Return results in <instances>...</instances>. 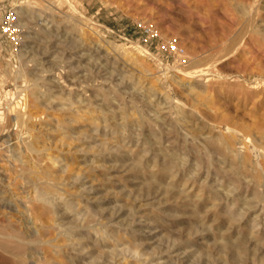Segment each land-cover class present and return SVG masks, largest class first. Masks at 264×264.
I'll return each instance as SVG.
<instances>
[{
	"label": "rangeland",
	"instance_id": "374dc122",
	"mask_svg": "<svg viewBox=\"0 0 264 264\" xmlns=\"http://www.w3.org/2000/svg\"><path fill=\"white\" fill-rule=\"evenodd\" d=\"M70 3L73 7L65 0H0V111L5 112L22 103L24 96L28 97L30 113L36 117L31 122L36 129L34 135L43 146L28 168L39 166L53 176H62L63 185L67 186L59 187L62 189L59 193L65 192L63 198L56 200L53 197L59 196L47 195L44 199L60 205L61 213L71 211L64 219L66 227L60 225L61 214L56 216L57 223L46 221L50 226L46 228L45 242L31 245L27 255L24 252L18 256L20 260L17 257L15 260L26 263L28 258L26 264L39 261L47 264L46 257L55 256L64 264H100L105 256L113 261L116 254L126 253L131 264L139 261L169 264L177 259V253H170L167 247L176 242L180 244V252L190 254L184 262L205 257L203 264H254L251 259L254 252L244 255V259L233 260L220 250L225 242L220 236L228 227H221V222L230 220V214L234 215L237 209L227 212L222 209L224 196L217 199L215 196L235 181L238 197H250L256 202L259 200L256 197L264 198V0H70ZM169 42L175 46L172 51L163 48ZM137 46L149 52L145 62L138 59ZM127 49L132 52L130 55ZM192 63L202 74L187 79L184 71ZM75 117L82 121L75 122ZM92 117L99 120L95 122ZM109 118L112 126L107 127ZM113 121L129 123L125 132L119 134L122 140L118 134L109 136L116 131ZM232 132L236 136L233 153L220 151L219 140L231 137ZM20 134L17 126L0 134V203L10 204L18 217H25L17 209L23 196L28 195L23 191L24 180L17 178L22 192L9 187L10 178H16L14 173H22V165L16 159L21 158L18 149L24 148L23 139L25 143L33 140L29 133L23 137ZM129 136L135 139V144L129 143ZM246 136L249 147L242 144ZM156 138L161 143L156 145ZM145 141L146 152L140 147ZM123 143L134 150L135 156H145L143 163L151 160L149 166L133 168L128 161V165L121 167L122 161L112 162V155L126 160L131 156L124 151L118 153L116 144ZM160 146L169 151L173 148L189 158L186 167L180 165L179 159L174 160L177 167L170 168L172 173L178 169L181 179L164 175L166 170L160 168V162L155 164V159L159 161L155 156ZM11 155L16 157L10 158ZM50 155L59 156L63 163H53ZM236 155L250 157L246 175L224 163L228 159L234 163L232 156ZM191 163L197 166L194 168ZM68 167L72 172H67ZM196 170L199 173L187 181ZM254 170L256 173H252ZM152 172L162 173L163 180H155ZM208 172L212 175L205 180ZM250 178L251 184L245 181ZM222 181L225 184H220ZM198 192L199 196L204 193L206 199L200 201ZM210 192L215 199L208 198ZM192 200L202 205L200 220L196 218ZM262 204L255 213L264 218ZM4 208L0 207V215L10 218L9 208ZM252 211L247 219L255 216ZM116 212L119 217L113 216ZM217 213L221 219L213 222ZM87 217L93 221L90 228L85 225ZM72 221L74 224L70 225ZM29 223L28 235H39L40 228L33 220ZM246 228L250 238L253 230L251 226ZM101 234L107 240L100 238ZM70 237L77 241L71 244ZM161 240L166 244L159 246ZM81 246H85V252L78 251ZM159 248L164 249L163 254H159ZM138 251L146 255L137 258ZM258 256L262 255L257 254L255 264H262ZM12 257L0 249V264H13ZM117 264H124V260Z\"/></svg>",
	"mask_w": 264,
	"mask_h": 264
},
{
	"label": "bare ground",
	"instance_id": "6f19581e",
	"mask_svg": "<svg viewBox=\"0 0 264 264\" xmlns=\"http://www.w3.org/2000/svg\"><path fill=\"white\" fill-rule=\"evenodd\" d=\"M32 1V0H31ZM66 2H68V4H71L70 3V0H65ZM35 3V2H34ZM43 3V2H42ZM53 3V2H52ZM20 4V3H19ZM24 6V5H23ZM34 6V5H33ZM71 6L73 7V5L71 4ZM22 7V6H21ZM20 7V8H21ZM38 8H39V5L37 6ZM20 8H18V9H20ZM23 8H21V10H22ZM42 9V8H41ZM20 10V11H21ZM37 10V9H36ZM35 10V11H36ZM26 11V10H25ZM34 11V12H35ZM22 12H23V10H22ZM26 12H28V11H26ZM25 12V13H26ZM31 13H33L32 11H30ZM30 12H28V14H30ZM24 13V14H25ZM18 14H19V12H18ZM24 14H22V15H24ZM20 15V14H19ZM30 17V16H29ZM28 19V18H27ZM34 19V18H33ZM26 21V20H25ZM29 21V20H28ZM34 21V20H33ZM32 22V21H31ZM19 23V22H18ZM24 24V23H23ZM18 26V25H17ZM23 26V25H22ZM19 27V26H18ZM138 45V44H137ZM137 48V50H138V53H139V55H138V59L141 61V60H143L144 62H145V59L147 58V56H149V52L148 51H146L143 47H140V46H137L136 47ZM125 51V50H124ZM127 55H130L132 52L131 51H129L128 49H127ZM136 54V53H135ZM135 56V55H134ZM129 57V56H128ZM129 59H131L130 57H129ZM134 59V58H133ZM137 59V60H138ZM132 60V59H131ZM130 60V61H131ZM135 61V60H134ZM139 62V61H138ZM137 62V64H139ZM176 68V67H175ZM174 68V69H175ZM190 69H194V70H190ZM188 70H190V71H188ZM177 71H179V70H177ZM201 69H199L198 68V66L197 65H195V63H192L191 65H189L188 66V68L186 69V71H184L185 73H184V75L186 76V78L188 79H191V78H197L198 76H200L202 73H201ZM24 74V73H23ZM17 79V78H16ZM181 80H183V79H181ZM184 81H186V79H184ZM193 88V87H192ZM194 89H195V87H194ZM195 92V91H194ZM27 95V94H26ZM196 95L198 96L199 94L198 93H196ZM28 96V95H27ZM199 97V96H198ZM27 98L28 97H26V96H24V98H23V100L21 101L22 103H20V102H18V103H16L15 105H13V106H10V108L7 110V111H5V112H2V111H0V134L1 133H4L7 129H10L11 127H16L17 126V128L20 130V132H21V137H23L26 133H29L30 135V137H32L33 138V140L30 142V143H25V139H23V143H24V150L23 149H21V148H19L18 150H20V152H21V158H19V159H16L17 161H19L20 163H21V165H22V167H21V165L19 166V167H21V169L20 168H18V169H20V170H22L21 172L22 173H20V174H17V172L16 173H14L13 171L14 170H12L11 172H13L14 173V176H16V178H10V179H12V181H10L11 183H12V186H9V187H13V189L14 190H17V189H19L18 188V186L20 187V185H19V182H18V180L19 179H17V178H20V179H22V180H24V182H25V186L24 185H22V186H24V188H23V191H24V193H27L28 195L27 196H23V202L22 203H18L17 204V209L20 211L19 213H22V214H20V215H23L24 213L26 214V216L25 217H18L17 215H19V214H16L14 211H15V208H13L10 204L8 205V204H2V203H0V207H5V208H9V210H10V212H9V214H11L12 216L10 217V218H7V216H1L0 215V249H4V251H6V252H9V253H11V255L12 256H14V257H12V258H14V260L12 259V261L14 262L13 264H26V263H29L28 261H30L28 258H26L24 255H22V257L24 256L28 261L25 263V261H18V260H20V256L19 255H21V254H23L24 252V254H26L28 251H26V250H28V249H30L29 247L31 246V245H34V246H36L37 244H40V243H42V242H45V240L44 239H47L46 238V236H48V235H45V233L47 232V229L46 228H49V224H47L46 223V221L47 222H51V221H53V223H57L58 222V220H56V216L57 217H59V215L61 214V217L60 218H62L63 219V221L60 223V225H62V226H64V227H66V225L68 224V223H64V219H67V217H68V215H69V211L68 212H65V211H63V212H65V213H61L62 212V209H60V205L58 206L57 205V203H53V202H51V203H49L46 199H44L47 195H57V196H59V197H56V198H54L53 197V199H56V200H58L59 198L61 199V197L63 198V195L65 194V192L64 191H62V192H64V194L62 195L61 193H59V192H61V191H59V190H62V189H59V187L61 186V185H63V183H65L64 182V179H63V177L61 176V177H58L56 174H55V172H53L56 176H53L52 175V173H50L49 172V170H47L48 172H46V170L44 169V168H42V169H44L45 170V172H44V170H40V167L39 166H37V168L36 167H34V168H36V169H34V168H28V166L29 165H31L32 163H34V160H35V155L36 154H38V153H41V151H42V147L39 145V143L37 142L38 140H37V138H38V136L37 135H34V131L36 130L35 128H33V126L31 125V122H33L35 119H36V117L33 115V114H31L30 112V108L28 107L29 105L27 104ZM39 100V99H38ZM26 103H25V102ZM6 102V101H5ZM4 103V102H3ZM29 108V109H28ZM0 110H1V106H0ZM180 113V112H179ZM13 116H15V118H13ZM74 117V116H73ZM92 118H94V117H92ZM71 119H72V117H71ZM95 119V118H94ZM98 119V118H97ZM97 119H95L96 121L95 122H97ZM99 120V119H98ZM111 120L112 119H108V120H106V122H107V127H110V126H112L111 125ZM123 120V119H122ZM182 120H184L183 118H182ZM74 121L75 122H79V121H82L81 119H80V117H79V120L75 117L74 118ZM103 121V120H102ZM102 121H101V123H102ZM181 121V120H180ZM92 122V121H91ZM114 122V121H113ZM115 123V127H116V131H113L112 133L110 132V134H109V136L111 135V136H115V135H117L118 134V137H119V139H121L122 140V138H123V136L120 138V136H119V134L121 133V134H123L124 132H125V130H126V128L128 127V125H129V123H127V122H121V123H119V122H117V121H115L114 122ZM132 123V122H131ZM99 124V123H98ZM92 125V124H91ZM95 125V124H94ZM134 126V125H133ZM132 126V127H133ZM136 127H138L137 125H135ZM103 127V126H102ZM172 127V126H171ZM105 128V127H104ZM103 128V129H104ZM113 128H114V126H113ZM135 128V127H134ZM140 128V127H139ZM139 128H137L138 130H139ZM105 129H107V128H105ZM202 129V128H201ZM115 130V129H114ZM127 132V131H126ZM130 132V131H129ZM155 132V131H154ZM157 133V132H156ZM192 133V132H191ZM193 133H194V131H193ZM196 133V132H195ZM102 134V133H101ZM100 134V135H101ZM232 134V136L231 137H226V136H221L222 137V139H220L219 140V142H220V145H221V147L219 148L220 149V151L222 150V151H231V153H233V150H234V145H235V141H236V136H235V134L232 132L231 133ZM102 135H104V134H102ZM138 135V134H137ZM197 135H198V133H197ZM201 135V134H200ZM92 136V135H91ZM93 136H95V135H93ZM92 136V137H93ZM125 136H126V134H125ZM141 136V135H140ZM147 136V135H146ZM149 136H150V134H149ZM157 136V135H156ZM202 136H204V134L202 135ZM89 137V136H88ZM106 137V136H105ZM117 137V138H118ZM130 138H128L127 137V140L129 139V143L131 144H135V139L132 137V136H129ZM151 137H153V136H151ZM193 137V136H192ZM247 137H249V136H246L245 137V139L243 140L242 139V144H244V146H246V147H249L248 145H249V142H247L246 141V138ZM19 138V137H18ZM91 138V137H90ZM89 138V139H90ZM96 138V137H95ZM110 138V137H109ZM126 138V137H125ZM29 138H27V140H28ZM205 139V138H204ZM21 140V139H20ZM19 140V141H20ZM37 140V141H36ZM107 140V139H106ZM114 140V139H113ZM154 140V139H153ZM198 140H200V139H198ZM22 141V140H21ZM120 141V140H119ZM125 141V140H124ZM201 141V140H200ZM123 142V141H122ZM139 139L136 141V144L137 145H139ZM20 143H22V142H20ZM148 142H146L145 141V143H141L140 145V147H143V146H146V144H147ZM156 145L157 144H159V143H161L160 142V140H158L157 138H156V140H155V142H154ZM108 144V143H107ZM129 144V145H130ZM154 144V145H155ZM196 144V143H195ZM204 144V143H203ZM202 144V145H203ZM208 144V143H207ZM21 145V144H20ZM148 145V144H147ZM210 145V144H209ZM103 146V145H102ZM132 147H134V145H131ZM17 147V146H16ZM105 147V146H104ZM103 147V148H104ZM136 147V146H135ZM263 147V146H262ZM175 148V147H174ZM15 149V148H14ZM17 149V148H16ZM107 150H109V147H107L106 148ZM112 149V148H111ZM116 149H117V151H118V153H120V151H124V152H126V153H128V154H131V156L126 160V159H121V158H118V157H115L114 158V156L112 155V162L115 160L116 162H121V164H120V166L121 167H124V166H126V165H128V164H126V162H128V161H130V164H129V167H137V168H140L141 166H142V164H145V165H148L149 166V163L151 162V160H149L148 162H146V161H144V163H143V160L145 159V156H135V154H134V150L132 149V148H129L128 147V144L126 143H123V144H121L120 146H119V144L117 145L116 144ZM143 149H144V152H146V150H145V147H143ZM142 149V150H143ZM193 149V148H192ZM208 149V148H207ZM99 150V149H98ZM98 150H96V151H98ZM105 150V149H104ZM103 150V151H104ZM115 150V149H114ZM150 150H154L152 147H150ZM149 150V151H150ZM11 151H12V149H11ZM15 151V150H14ZM100 151V150H99ZM98 151V152H99ZM106 151V150H105ZM13 152V151H12ZM12 152H11V154H12ZM138 152V151H137ZM156 152V151H155ZM171 152V153H170ZM181 152H182V150H181ZM16 153V152H15ZM117 153V152H116ZM149 153V152H148ZM14 154V153H13ZM109 154V153H108ZM127 154V155H128ZM150 154V153H149ZM148 154V155H149ZM184 153H180L179 154V152H177V151H174L173 150V148H172V150H168V148L167 147H163V146H160V148L158 149V154H156V156H155V158H157V159H159V161L157 160L156 161V159H155V164H157V162H160V164H159V166H160V168L161 167H163L165 170H166V173H164V175L165 174H168V175H170V176H172V177H174V178H179V179H181V177H182V173H180V172H178V169H177V173L175 172V173H172L170 170H172V169H170V168H176L177 166L174 164L175 163V161L177 160H179V159H181V166H183V167H186L187 166V164L188 163H190V160H189V158H186L185 156L184 157H182V155H183ZM239 154V153H238ZM15 155V154H14ZM17 155V154H16ZM18 155H19V153H18ZM19 155V156H20ZM155 155V154H154ZM51 156V159L53 160V163H57V164H59L60 162H62L63 163V161H61V158L59 157V156H53V155H50ZM98 156V155H97ZM121 156V155H120ZM129 156V155H128ZM179 156V157H178ZM188 156V155H187ZM212 156V155H211ZM224 156V155H223ZM244 156V155H243ZM12 157V155L10 156V158ZM14 157H16V156H14ZM14 157H12V158H14ZM122 157V156H121ZM154 157V156H153ZM152 157V158H153ZM189 157V156H188ZM227 158H228V156H226ZM233 157V160H234V163L233 162H230V159H228L229 161H225L224 159V163H228V166L229 165H231L230 167L231 168H235V170L236 169H238V171H239V173H241L242 175L244 174V175H246V169H247V167L248 166H250V163H251V159H250V157H248V156H244V157H242V158H240V157H238L237 155L236 156H232ZM127 158V157H126ZM151 158V159H152ZM207 158V157H206ZM220 158V157H219ZM150 159V158H149ZM175 160V161H174ZM222 160V161H223ZM220 161H221V159H220ZM16 162V161H15ZM115 162V163H116ZM195 162H197V161H195ZM223 163V164H224ZM37 165H38V163H36ZM118 164V163H117ZM178 164V163H177ZM192 164V163H191ZM190 164V165H191ZM213 164V163H212ZM225 164V165H226ZM195 165H196V163H194V164H192V167H194L195 168ZM115 167H116V165H114ZM158 166V165H157ZM156 166V167H157ZM197 166V165H196ZM253 166V165H252ZM15 167V166H14ZM67 167V166H66ZM5 168V167H4ZM16 168V167H15ZM17 168H16V170H17ZM67 169V172L69 171V172H72L71 170L72 169H70V167H68V168H66ZM128 169H130V168H128L127 167V171H128ZM11 170V169H10ZM227 170V169H226ZM4 171H5V169H4ZM20 172V171H19ZM123 172V171H122ZM137 172V171H136ZM149 172V171H148ZM249 172V171H248ZM253 172H255V170L254 171H252V173ZM184 173V172H183ZM197 173H199V170H196V171H194V173H192V175H190L189 176V178L187 179V181H191V179L192 178H194L195 176H196V174ZM256 173V172H255ZM17 174V175H16ZM137 174V173H136ZM152 174H153V172H152ZM251 174V173H250ZM164 175L162 174V173H160V172H157V173H155V174H153V178L155 179V180H163V178H164ZM207 176L205 177V180H208L209 179V177L212 175H210V173L208 172V174H206ZM9 177H10V175H8ZM239 176V175H238ZM237 176V177H238ZM254 176V175H253ZM257 176V175H256ZM1 177V176H0ZM245 177V176H244ZM258 177V176H257ZM8 178V177H7ZM167 178V177H166ZM245 178H247V176L245 177ZM66 179V178H65ZM153 179V180H154ZM215 180H216V178H214ZM258 179V178H257ZM259 179H262V178H259ZM5 180H6V178H5ZM45 181V182H41V181ZM68 180V179H67ZM66 180V181H67ZM184 180V179H183ZM186 180V179H185ZM2 182H3V184L4 183H6L3 179L1 180ZM49 181H51V182H53V184H51V183H49ZM69 181V180H68ZM160 181V182H161ZM245 181H247L249 184H251V182H253V180L250 178L249 180L247 179V180H245ZM258 181H262V180H258ZM158 182V181H157ZM205 182L206 181H204V184H205ZM241 182V181H240ZM254 182H256L255 180H254ZM10 183V184H11ZM14 183V184H13ZM202 183V182H201ZM21 184H23V183H21ZM195 184V183H194ZM220 184H225V182L224 181H222V182H220ZM263 184H264V182H263ZM5 185V184H4ZM7 185H9V182H8V184ZM35 186V187H34ZM150 186V185H149ZM260 186V185H259ZM7 187V186H6ZM62 187V186H61ZM63 187H65V188H67V186H64L63 185ZM204 187H205V185H204ZM203 186H202V188H204ZM64 188V189H65ZM206 188H207V186H206ZM205 188V189H206ZM63 189V190H64ZM215 189V188H214ZM237 189H239V188H237L236 186H235V181L233 182V183H231V185H226V189H224L223 190V192H221V193H219L218 192V194L215 196V198L217 199V197L219 198L220 197V195H223L224 197V201H226L225 202V204H224V206L222 207V209H224V210H226L227 212H231V211H233L232 209L233 208H236L237 209V212L234 214V215H231L230 214V220H228V221H222L221 223H222V225H221V227H227V225H228V227H227V231L226 232H221V233H223V236H220V237H222V239H224V244H223V246H222V249L220 248V250H223L224 252H227L228 254H230L229 256H230V258L231 259H238V258H241L242 257V259H244L243 257H244V255H246V254H249L250 253V255H251V253H253L254 252V254H252V256H254V258L253 257H251V259L254 261V264H255V261H256V256H257V254L259 253V255H262L261 256V258H260V256H258L259 257V260H260V262L262 263V264H264V218H261L262 217V215L261 214H258V215H256V213L260 210V205H263L262 203L264 202V198L262 197V196H258V197H256V199L257 198H259V200L256 202V201H254V199L253 198H244L243 196H237L239 193L237 192ZM4 190H6L5 188H4ZM3 190V191H4ZM20 190V189H19ZM68 190L69 189H66V191L68 192ZM21 191V190H20ZM165 191V190H164ZM203 191V190H202ZM5 192H7L8 193V191H5ZM14 192V191H13ZM22 192V191H21ZM11 193V192H10ZM23 193V194H24ZM165 193V192H164ZM179 193V192H178ZM199 193L200 192H198V194H196V196H198V197H200L199 198V200L201 201V200H204V199H206V197L204 196V193H203V195L202 196H199ZM212 192H210V195H208V198L210 197L211 199L213 198V194H211ZM238 193V194H237ZM3 194V193H2ZM22 194V193H21ZM22 194V195H23ZM231 194H233L234 195V197H231ZM237 194V195H236ZM255 194V193H254ZM4 196H5V193L3 194ZM2 195V196H3ZM10 195V194H9ZM12 195V194H11ZM168 196V195H167ZM65 197H66V195H65ZM10 198H13V197H10ZM215 198H213V199H215ZM15 199V198H14ZM48 199V198H47ZM18 200H20V199H18ZM18 200H16V201H18ZM65 200H66V198H65ZM55 201V200H54ZM68 201V200H67ZM71 202V200H69L68 201V203H70ZM73 202V201H72ZM192 202V204H193V206H194V211H195V213H197L196 214V218H198L199 220L202 218V215H199L198 213H200L201 212V207H202V205H201V203L199 202V201H196V203L195 202H193V200L191 201ZM66 203V202H65ZM67 204V203H66ZM75 204V203H74ZM80 204V203H79ZM68 205V204H67ZM70 205L72 206L73 205V203H70ZM76 205V204H75ZM215 205H217V204H215ZM240 205H242V207L240 206ZM67 207V210L68 209H71V207H68V206H66ZM4 208V209H5ZM75 208V207H74ZM262 208V207H261ZM66 209V208H65ZM206 209V208H205ZM204 209V210H205ZM252 210H254V214L253 215H255L253 218H249V219H247L246 217H247V214L249 213V212H251ZM262 210V214H264V206H263V208L261 209ZM17 211V210H16ZM71 212V211H70ZM191 212V211H190ZM253 212V211H252ZM256 212V213H255ZM2 213V212H1ZM232 213V212H231ZM8 214V213H7ZM76 214V213H75ZM118 214H119V212H116V213H113V216L114 217H116V216H118ZM129 214V213H128ZM206 214H208V213H206ZM205 214V215H206ZM110 215H111V213H110ZM193 215H194V213H193ZM213 215V214H212ZM88 216V215H87ZM174 216V215H173ZM66 217V218H65ZM94 217V216H93ZM119 217V216H118ZM264 217V216H263ZM74 218V217H73ZM72 218V219H73ZM88 218V217H87ZM217 218L219 219H221V214H214V219H212V221L213 222H215L214 220L216 219L217 220ZM25 219H27L26 221H25ZM57 219H59V218H57ZM71 219V220H72ZM83 220H84V218H82ZM259 219V221L261 222V223H259L257 220ZM31 220H33V223H34V225L38 228H40V230L38 231V234L39 235H28V232H29V230H28V227H29V225H30V221ZM50 220V221H49ZM70 220V221H71ZM85 221V220H84ZM199 222H202V221H199ZM204 222V221H203ZM202 222V223H203ZM212 222V223H213ZM238 224V225H236V223ZM83 223V222H82ZM93 223V221L92 220H90L89 218L88 219H86V224L85 225H87L86 227H92L91 226V224ZM128 223V222H127ZM201 223V224H202ZM233 223H235V224H233ZM244 223L246 224V225H244ZM72 224H74L73 223V221L70 223V225H72ZM79 224V223H78ZM77 224V225H78ZM154 224V223H153ZM25 225V226H24ZM54 225V224H53ZM76 225V226H77ZM31 226V225H30ZM34 226V227H35ZM102 226V225H101ZM199 226V225H198ZM247 226H251V229L253 230L252 232H251V237L250 238H247V234L245 233V228L247 227ZM83 227V226H82ZM210 227V226H209ZM32 228V227H31ZM72 228H74V227H72ZM105 228V227H104ZM212 228V227H211ZM55 229V228H54ZM102 229V228H101ZM217 229V228H216ZM222 229V228H221ZM247 229V228H246ZM67 230H69V227L67 228ZM70 230H71V226H70ZM104 231H107V230H104ZM33 232V231H32ZM76 232V231H75ZM199 232V231H198ZM201 232V231H200ZM204 231H202V233H203ZM74 233V232H73ZM106 233V232H105ZM104 233V234H105ZM108 233V232H107ZM119 233V232H118ZM230 234V236H225V234ZM66 234V233H65ZM80 234V233H79ZM104 234L102 235H100V238H102V239H106L107 240V237L106 238H104L105 236H104ZM109 234V233H108ZM69 235V234H68ZM72 235V234H71ZM74 235V234H73ZM72 235V236H73ZM114 235V234H113ZM119 235V234H118ZM220 235H222V234H220ZM108 236V235H107ZM51 237V236H50ZM74 237V236H73ZM79 237V236H78ZM110 237V236H109ZM207 237V236H206ZM71 238V237H70ZM69 238V239H70ZM114 238V237H113ZM116 238H118L119 239V236L118 237H116ZM115 238V239H116ZM159 238V237H158ZM167 238V237H166ZM55 239V238H54ZM65 239V238H64ZM72 239V238H71ZM75 239V238H74ZM74 239H72V240H69L70 241V243L71 244H73L75 241H77V240H74ZM80 239V238H79ZM85 239V238H84ZM161 239V238H160ZM111 240V239H110ZM109 240V241H110ZM113 240V239H112ZM158 240V239H157ZM54 241V240H53ZM68 241V240H67ZM82 241V240H81ZM80 241V242H81ZM101 241V240H100ZM104 241V240H103ZM103 241H101V242H103ZM108 241V242H109ZM217 241V240H216ZM116 242V241H115ZM165 242H167V241H165ZM110 243V242H109ZM113 243V242H112ZM100 244V243H99ZM159 244V246H161V245H163V244H166V243H164V241L163 240H161V242L160 243H158ZM183 245H184V243H182ZM182 244H181V246H182ZM187 244V243H186ZM33 246V247H34ZM91 246V245H90ZM178 246H180V244L179 243H176V242H174V244L173 245H169L167 248V250L170 252V253H177V259L175 260L176 262H177V260L179 261L178 262V264H203L204 263V261L205 260H207L205 257H204V259L205 260H201L202 259V257L199 259V260H197V259H195L194 261H196V262H193V260H192V262H190V260L189 259H187L188 261H185L184 262V259H186V258H188L189 257V255H187V253H188V251H184V252H180L179 251V249H178ZM39 247V246H38ZM54 247L55 248H57V250L59 249V246H57V245H54ZM82 247V246H81ZM166 247H165V249H166ZM205 247V246H204ZM41 248V247H40ZM84 248H85V246H84ZM83 247L82 248H80L78 251H81V252H85L86 250V248L84 249ZM93 248V247H92ZM137 248V250H139V247H136ZM162 248H164V247H162ZM160 249V252H159V254L161 253V254H163V252H164V249H162L161 250V248H159ZM44 250V249H43ZM63 250V249H62ZM46 251V250H45ZM93 251H95V250H93ZM159 251V250H158ZM157 251V252H158ZM166 251V250H165ZM168 251H166V252H168ZM172 251V252H171ZM182 251V250H181ZM199 251V250H198ZM42 252V251H41ZM92 252V251H91ZM99 252H101V251H99ZM136 252V251H135ZM31 253H33V252H30V254ZM115 253V252H114ZM103 254V253H102ZM110 254V253H109ZM136 254V256L135 257H142V256H145L146 254L145 253H142V252H140V251H138L137 253H135ZM158 254V253H157ZM198 254V253H197ZM27 255V254H26ZM43 255V254H42ZM97 255V254H96ZM148 256H151V255H149V254H147ZM168 255H170V254H168ZM6 256V255H5ZM19 256V257H18ZM47 256V255H46ZM94 256V254L93 253H91V256H90V258H92ZM101 256V255H100ZM120 257V256H122L120 259L121 260H124V264H131V262L129 261V257H127V255H126V253H121V255H119V254H116L115 255V258L113 259V261H111V260H107L106 258V256H105V259H104V261L103 262H100V264H117L118 262H121V260H117V257ZM182 256H184V257H182ZM209 256L210 257H212L210 254H209ZM7 257V256H6ZM17 257V259L18 260H15V258ZM21 257V258H22ZM109 257H111V256H109ZM192 257H194L193 255H192ZM208 257V256H207ZM39 258V257H38ZM97 258V257H96ZM100 258V257H99ZM98 258V259H99ZM24 258H22V260H23ZM33 259V258H32ZM36 259L37 258H35L34 260L36 261ZM46 259H47V264L48 263H51V264H55L56 262H58L59 264H64V261L62 260V259H57L55 256L53 257H51V256H47L46 257ZM102 259H103V256H102ZM221 259V258H220ZM242 259H240V260H242ZM5 260V259H4ZM38 261L40 260V258L39 259H37ZM66 260V259H65ZM100 260V259H99ZM7 261V260H6ZM11 261V262H12ZM38 261H36V262H38ZM146 261V260H145ZM175 261H173V262H171V261H169L168 263L169 264H173V263H175ZM202 263H201V262ZM40 262V261H39ZM38 262V264H40ZM42 262V261H41ZM206 262H208V261H206ZM205 262V263H206ZM1 263V262H0ZM43 263V262H42ZM57 263V264H58ZM77 263V262H76ZM224 264H226V262H223ZM35 264V263H34ZM44 264V263H43ZM134 264H151V262L149 261V262H137V263H134ZM208 264H209V262H208Z\"/></svg>",
	"mask_w": 264,
	"mask_h": 264
},
{
	"label": "built area",
	"instance_id": "2783aa9c",
	"mask_svg": "<svg viewBox=\"0 0 264 264\" xmlns=\"http://www.w3.org/2000/svg\"><path fill=\"white\" fill-rule=\"evenodd\" d=\"M163 48L166 51H172V49L175 48V46L171 42H169V43H165Z\"/></svg>",
	"mask_w": 264,
	"mask_h": 264
}]
</instances>
